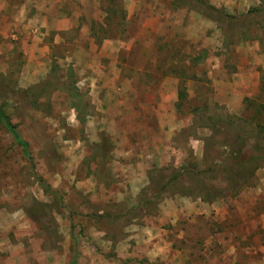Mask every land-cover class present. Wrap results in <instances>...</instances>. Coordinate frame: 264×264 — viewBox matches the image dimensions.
I'll return each instance as SVG.
<instances>
[{
	"label": "rangeland",
	"instance_id": "rangeland-1",
	"mask_svg": "<svg viewBox=\"0 0 264 264\" xmlns=\"http://www.w3.org/2000/svg\"><path fill=\"white\" fill-rule=\"evenodd\" d=\"M208 1L0 0V264H264V0ZM141 183L210 209L162 257Z\"/></svg>",
	"mask_w": 264,
	"mask_h": 264
},
{
	"label": "crops",
	"instance_id": "crops-1",
	"mask_svg": "<svg viewBox=\"0 0 264 264\" xmlns=\"http://www.w3.org/2000/svg\"><path fill=\"white\" fill-rule=\"evenodd\" d=\"M29 4H32V3H29ZM159 139L156 138V140L154 141V144L152 143L153 153L162 152L164 154L165 148L167 146H164V144L162 143H158L160 141ZM158 160L163 161L164 157L158 156ZM124 167L128 168L129 165L125 164ZM137 188L139 189L137 192H135ZM142 188H143V183H141L138 187L134 189V193L137 194V200H139L138 201L139 204L137 203L132 207L134 208L138 206L141 207L142 210L140 211L144 212L143 215L145 217L143 216V219H141L140 222L138 221V223L135 226H131L132 224L129 223L128 225H125L124 227L120 228V230L127 231L129 229L135 230L134 228H136L137 232H141L144 235V238L142 240L137 238V240L135 241L136 244H138L139 247L145 246L148 244L150 245V250H148L149 245L147 247H141V250L144 251L145 254H147L150 251L152 252L153 255L159 254L162 257L163 250H161V248L171 247V243H173L171 241V237H173V232L175 231H178V233L182 232L180 229L177 228V226L180 224V219H188V220L190 219V221H192L194 217H196L197 215L205 214L206 211L210 209H209V206L206 205V203H203L199 200H192L189 197H182L178 199L175 198L174 199L175 203H172L173 201L172 202L164 201L165 203L160 202L156 206L158 207L157 212L149 213L145 211L146 206H140V205L144 203L145 205L147 204L152 205L154 201H157V199L160 197V194L157 191H153V192L149 191L146 193H142V191L140 190ZM210 208L211 209L216 208L213 202L210 205ZM216 210L218 211L217 208ZM220 216H221V219H223L222 215ZM149 218H152L153 220L145 221L146 219H149ZM4 225L8 226L7 223H4ZM165 233L167 234V238L170 237V239L165 240L163 238ZM178 236L180 235L178 234ZM208 243L210 242L207 241L206 244ZM126 246L129 249L130 244L128 243ZM126 254L129 255V253H126ZM171 264H192L190 257H189V251L188 252L184 251L182 254V257L177 261H173Z\"/></svg>",
	"mask_w": 264,
	"mask_h": 264
},
{
	"label": "trees",
	"instance_id": "trees-1",
	"mask_svg": "<svg viewBox=\"0 0 264 264\" xmlns=\"http://www.w3.org/2000/svg\"><path fill=\"white\" fill-rule=\"evenodd\" d=\"M196 5L195 8L199 11V13L206 17V18H214V19H224V18H233L234 16L227 13L221 7H216L209 3L208 0H194ZM184 2V1H183ZM249 11H264V4L257 7L249 8ZM7 103L0 104V125L7 131V133L12 137V140L16 145L21 147L23 155L31 160V156L28 150V142L22 137L20 131L17 129L16 125L11 121V118L6 112L4 111V107ZM264 110V107H263ZM259 150V149H258ZM261 151V150H259ZM183 170L189 168L188 164L182 166ZM194 168V166L192 167ZM178 177V174L174 175V179Z\"/></svg>",
	"mask_w": 264,
	"mask_h": 264
}]
</instances>
